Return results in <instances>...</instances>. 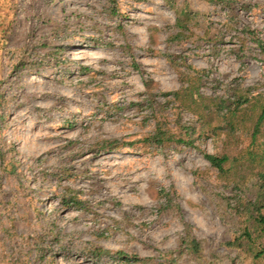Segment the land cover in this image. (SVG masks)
Returning <instances> with one entry per match:
<instances>
[{
  "label": "rangeland",
  "instance_id": "374dc122",
  "mask_svg": "<svg viewBox=\"0 0 264 264\" xmlns=\"http://www.w3.org/2000/svg\"><path fill=\"white\" fill-rule=\"evenodd\" d=\"M176 6L190 32L163 0H0V264H125L95 261L96 247L151 264H248L221 245L233 187L200 154H233L246 135L199 138L197 115L164 94L237 87L256 97L251 126L264 106L253 40L264 41V0ZM156 121L195 129L198 149L138 152ZM103 140L133 145L106 154ZM249 168L237 173L252 187ZM185 225L202 259L178 253Z\"/></svg>",
  "mask_w": 264,
  "mask_h": 264
},
{
  "label": "trees",
  "instance_id": "16d2710c",
  "mask_svg": "<svg viewBox=\"0 0 264 264\" xmlns=\"http://www.w3.org/2000/svg\"><path fill=\"white\" fill-rule=\"evenodd\" d=\"M163 1L167 7L175 11L176 15H180L176 19V28L180 33L190 32L187 13L176 6V0ZM200 1L223 7L228 6L229 2V0ZM246 33L255 36L252 31L247 30ZM253 40L255 48L264 57V41L258 37ZM193 90L194 82H190L186 88L164 95L171 96L173 101L179 103L182 108L190 107L191 109H187L197 115V120L201 123V129H198L199 138L205 133L215 138L222 134L232 136L242 131L247 139V143L238 146L233 154L208 153L200 150L203 159L217 172L218 179L229 181L233 187L230 191L232 195L225 196L222 204L224 211H227V215L234 223V230L229 240L222 242L221 245L228 250H234L235 259L246 260L248 264H264V106L255 116L252 125L246 128L243 125L244 115H246V110L252 106L255 96L252 97L249 93L243 94L237 87L213 97L194 96ZM197 106V110L192 108ZM243 126L247 130L243 129ZM194 132L195 129L181 125L178 121L174 128L169 124L156 121L152 130L140 140L139 143L142 146L137 151L140 152L146 148L161 150L168 146L198 149L192 137ZM102 143L103 152L106 154L115 153L123 145H133L122 144L118 140H103ZM244 165L250 166L251 170H256V181L252 187L246 186L247 180L237 173L238 168L242 170ZM250 188H252V195L247 194ZM167 195L169 196L168 193L164 194L165 197ZM177 251L179 254L195 259L203 258L200 242L192 236L189 225H185V234L181 238ZM103 255H109L113 260L125 264H151L153 260L128 255L122 251L113 252L102 247L94 248L92 258L95 261ZM165 263L177 264V257L170 256Z\"/></svg>",
  "mask_w": 264,
  "mask_h": 264
}]
</instances>
